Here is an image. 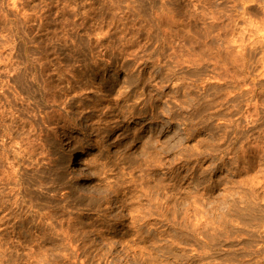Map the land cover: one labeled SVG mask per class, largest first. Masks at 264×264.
Segmentation results:
<instances>
[{"label": "rangeland", "instance_id": "374dc122", "mask_svg": "<svg viewBox=\"0 0 264 264\" xmlns=\"http://www.w3.org/2000/svg\"><path fill=\"white\" fill-rule=\"evenodd\" d=\"M0 264H264V0H0Z\"/></svg>", "mask_w": 264, "mask_h": 264}, {"label": "bare ground", "instance_id": "6f19581e", "mask_svg": "<svg viewBox=\"0 0 264 264\" xmlns=\"http://www.w3.org/2000/svg\"><path fill=\"white\" fill-rule=\"evenodd\" d=\"M162 122H164V121H162ZM168 134L170 135V136H177L178 134H179V131H176V129H169L168 130ZM91 151L90 150H82L80 153H79V155H78V157L76 158V166H75V171H77L79 168H81V166H82V161L83 160H85V158H86V155H88L89 153H90ZM83 188H88L90 185L86 182V181H84V182H82V185H81ZM90 188V187H89Z\"/></svg>", "mask_w": 264, "mask_h": 264}]
</instances>
